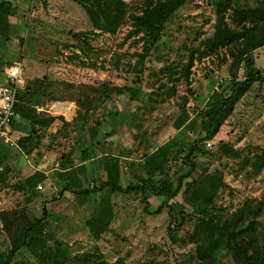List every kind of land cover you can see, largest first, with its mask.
<instances>
[{"label": "rangeland", "instance_id": "374dc122", "mask_svg": "<svg viewBox=\"0 0 264 264\" xmlns=\"http://www.w3.org/2000/svg\"><path fill=\"white\" fill-rule=\"evenodd\" d=\"M9 1L13 3L18 1V13L22 14L25 11L29 18H33L29 21L28 30L25 25L18 30L19 35L23 37L21 40L24 50L20 47L14 59L22 58L23 60V79L32 77L40 70L50 69L48 74L50 78L59 75L65 81H77L75 84L78 85L79 98L85 99L83 97L88 92L87 98H91L92 101L99 99L104 85H108L110 92L114 94L117 87L133 86L132 83L137 80V76L129 73L127 68L128 64L132 66L135 64V54L141 52V44H136L134 38L125 41L131 28L130 19L114 36L95 34L91 22L92 16L104 10L106 4L117 3L120 0ZM123 1L130 7L129 14L140 13L139 6L142 0ZM245 1L253 4L256 0ZM38 12H41L42 18L39 17ZM33 13L36 15L32 16ZM247 19L245 12L231 0H191L178 11L168 25L164 43L153 49L152 56L155 58L168 56L173 62L184 64L187 61L189 49L195 47L200 40L213 38L219 50L227 53L231 58V52L237 49L227 47L228 37L237 25L245 23ZM77 36H80L82 40H89L94 49L90 52L87 63L95 64L97 68L88 69L86 74L79 62L71 59L74 54H79L78 48L82 44ZM253 59L256 67L264 75V49L255 52ZM115 64L118 65L119 70H116ZM164 65L165 63L158 59L149 62L139 87L147 92H153L161 81L165 82V77L159 73ZM243 73L244 70H241L240 79ZM228 79V65L218 66L217 61L215 59L213 61L212 58L197 62L193 68L190 86L182 79L177 86L175 99L170 102V105H156V111H151L145 119L139 116L132 117L129 122L132 123L133 130L120 126L125 132L118 128L116 133H126L124 139L134 142L140 158L146 146L142 139L140 145L137 144L139 140L136 139V134L140 136L146 131L148 138L146 143L151 145L152 149L162 145L174 135L179 138L184 144V150L171 160L164 176L176 185L178 178L188 170L183 158L192 142L199 136L197 115L205 109L211 97L217 94L219 84ZM68 93L69 90L66 87L58 88L57 95L61 94L62 98ZM135 105V103L125 105L121 101L118 106L125 111ZM181 108L184 109L190 121L179 133L174 131V125L182 112ZM115 109L118 107L112 106L109 110L112 112ZM102 110L100 107L99 114ZM100 117L101 115H98V118ZM101 122L107 123V121ZM91 123L94 124L95 121H90ZM221 143L230 144L241 151V160L234 161L220 155L218 146ZM68 148H70L69 144L66 150ZM206 150L208 155L199 157L201 164L199 171L205 174L222 175L228 187L221 192L217 201L219 205L234 211L247 200L257 202L262 199L264 194V85H256L242 99L216 138L207 143ZM5 166L7 165L3 164L0 172ZM8 167L12 171L11 165ZM200 172L184 182L181 194L172 201L175 205V215H178L182 209L186 208L190 212L193 208L185 201V195L192 184L195 188H201ZM8 181L9 184L3 185L6 188L0 185V210L23 209L27 204L25 196L10 185V183L21 182L20 179L13 177ZM38 192V198L29 205L30 213L40 218L44 216V208H46L47 232L60 240L73 256L93 251L98 247L110 264L118 258H123L127 264H150L152 260L159 263L169 259H180L186 252L174 245L167 234L170 221L168 211L165 210L154 216L145 213L140 195L120 196L115 199L116 215L110 225V231L96 241L88 231L86 222L93 216L98 203L97 198L87 203V199H79L72 195H64L60 198L58 195L60 191L53 195H50L46 189ZM108 195L109 192H106L102 194V198H107ZM151 202L150 211L156 212L160 201L153 198ZM260 222L264 225V215ZM188 229L191 230V227H184L176 235L182 237L186 235ZM1 232L0 222V252L9 247L8 240ZM236 240L237 245H234L232 249L233 256L241 255L242 247L250 249L251 254L260 253L264 249V233L256 229L253 224L237 232ZM154 247H156L155 250ZM224 256L221 260L226 263L227 259H224ZM15 264L37 263L27 252H22Z\"/></svg>", "mask_w": 264, "mask_h": 264}, {"label": "trees", "instance_id": "16d2710c", "mask_svg": "<svg viewBox=\"0 0 264 264\" xmlns=\"http://www.w3.org/2000/svg\"><path fill=\"white\" fill-rule=\"evenodd\" d=\"M142 1L139 6V14H129V5L120 0L117 3L106 4L104 10L96 12L91 18L95 34L110 36L117 35L130 19L131 28L125 41L134 38L136 44H141V52L135 54L136 61L133 66L127 65L129 73L137 76V80L132 83L133 86L117 87L113 94L108 85H104L97 101L82 98L77 101L80 110L77 120L73 124L79 131L85 132L90 121H95L92 130L93 139L99 134L101 121H107L110 124L111 131L106 136L115 135L119 124L126 126L128 130H133V125L129 122L130 119L134 116L145 119L151 111H156L157 106L170 105L177 94L178 84L183 79L190 86L193 68L197 62L204 59L212 58L213 61L215 59L218 66L228 65L229 79L223 80L219 84L217 94L211 97L205 109L197 115L199 136L192 142L183 158L184 165L188 167V170L178 178L177 184L175 185L164 177L171 160L184 150V144L177 137H170L166 143L158 145L156 150H152L149 145H146L145 152L141 157L143 162L140 164L122 163L118 158L106 157V180L97 181L91 189L76 192L83 199H87V203L93 198L98 200L93 216L86 222V227L92 237L99 241L104 234L110 231V225L115 219L114 196L140 195L145 213L154 216L165 210L168 211L170 221L167 234L174 245L186 250L180 259H169L159 263L152 260L150 264H264V249L260 253L251 254L250 249L242 247L241 255H232L233 246L237 245V232L253 224L256 229H260V232L264 233V225L260 222L264 215V194L260 201L247 200L240 208L232 211L217 202L221 192L228 188L223 176L199 171L201 166L199 157L208 155L207 143L216 138L242 99L256 85H264V75L256 67L253 59L255 52L264 49V0H256L253 4L245 0H231L248 17L245 23L237 25L228 37L227 47L237 49V51L231 52L232 59L227 53H222L219 50L215 39L208 38L200 40L195 47L188 50L187 61L184 64L173 62L168 56L155 58L152 56V51L157 45L164 43L168 25L173 21L178 11L191 0ZM15 13L16 9L12 3L2 2L0 4V35L4 40H9L11 37L9 19L15 16ZM77 39L82 44L78 48L79 54H74L71 59L74 62L78 61L83 70L96 69L95 64L87 63L93 49L89 40H82L80 36H77ZM155 59L165 63L159 72L165 77V82L161 81L153 92H147L139 86L142 84L149 62ZM115 68L119 70L117 64H115ZM241 70H244V73L240 79ZM107 100L118 105L121 101L125 105L131 103L136 105L125 111L118 106L116 111L110 112L107 109ZM100 107L103 110L99 114ZM181 109L182 112L174 125V131H180L190 121L183 111L184 109ZM15 112L18 114L17 105ZM98 115L101 117L98 118ZM13 123L14 121L11 126ZM64 126L70 125L64 124ZM140 136L145 142L147 132L145 131ZM32 141L33 137L29 136L22 138L18 143L19 146L25 148L31 145ZM218 153L234 161L242 158V152L227 143L219 144ZM1 165L0 161V168ZM74 165L73 161L64 162L63 160L60 168L67 169ZM125 167L130 169L139 167L145 172L146 178L138 184H131L127 189H122L119 184ZM197 172L201 173L199 176L202 181L201 188H195L192 184L185 195V201L193 208L190 212L186 208L182 209L178 215H175V205L172 204V201L181 194L184 182L195 177ZM9 174L10 170L3 168V171L0 172V185H5L8 182ZM20 181L12 187L23 193L26 206L13 211L0 210L1 233L9 242V247L0 252V264H15L17 257L22 252H27L37 264H110L100 253L98 247L81 255H71L60 240L47 232L45 218L48 214L46 208H44V216L40 218L30 213L29 205L37 199L36 189L46 182L45 175L35 173ZM106 192H109V195L107 198H102V194ZM152 197L160 201L156 212L150 211L152 204L149 200ZM187 226H190L191 230H186V235L182 237L176 235ZM222 256L230 261L223 262ZM112 264H127V262L123 258H118Z\"/></svg>", "mask_w": 264, "mask_h": 264}, {"label": "crops", "instance_id": "0c3cea01", "mask_svg": "<svg viewBox=\"0 0 264 264\" xmlns=\"http://www.w3.org/2000/svg\"><path fill=\"white\" fill-rule=\"evenodd\" d=\"M2 2L12 3L16 13L9 19L10 39L4 40L0 35V84L6 83V71L9 67L17 62H23L22 58L20 60L14 59L20 47L24 50L21 40L23 37L19 35L18 30L24 25L28 30L29 21L33 19L32 17L29 18L25 11L22 14L18 13V1L13 3L9 0H0V4ZM35 15V13L32 14V16ZM38 15L40 18L43 16L41 12H38ZM49 70L43 69L28 79L24 78L25 85L18 91L17 95L18 114L11 126L10 133L15 145L8 146L4 142H0V161L4 165L6 164L5 168L9 170L8 166L11 165L12 171H10L9 178L15 177L24 180L35 173L45 175L46 182L37 187V192L46 189L50 195H53L60 191L58 194L60 198H63L64 195H72L83 199L76 192L91 189L97 181L106 180V157L118 158L122 163L135 162L140 164L143 161L137 155L138 150L137 146H134V142L130 139H124L126 133L119 134L117 132L115 135L106 136L111 131L109 123H102L95 139L92 138L93 123H89L85 132L79 131L77 126L73 124L77 120L80 110L77 103L80 99L77 93L78 85L75 84L77 81H65L59 75L50 78ZM88 71V69L85 70V74ZM60 84L63 86L61 87ZM63 87L69 90L64 98L61 97V94L57 95L58 88ZM86 94L83 98L88 99L89 93ZM106 104L108 110L112 106L118 107V104L110 103L108 100ZM64 124L70 126L65 127ZM120 126L123 127V125H118V128L122 130ZM182 130L183 128L179 133ZM29 136L33 137L31 145L25 148L19 146L18 141ZM136 139L139 140L137 141L139 145L142 137L138 136ZM146 142L148 143V138L145 141V146L147 145ZM67 144L70 148L66 150ZM149 147L152 148L151 145ZM156 149L157 147L152 150ZM63 160L64 162L73 161L75 165L71 168L61 169L59 166ZM145 178V172L139 167L135 169L125 167L119 185L122 189H127L131 184H138ZM10 185L15 184L10 183ZM120 196L124 195H115L114 200ZM153 198L149 200L151 204ZM155 199L157 200V198Z\"/></svg>", "mask_w": 264, "mask_h": 264}, {"label": "built area", "instance_id": "2783aa9c", "mask_svg": "<svg viewBox=\"0 0 264 264\" xmlns=\"http://www.w3.org/2000/svg\"><path fill=\"white\" fill-rule=\"evenodd\" d=\"M24 85L23 64L17 62L7 69L6 83L0 84V142L8 146L15 145L10 136L11 123L17 117V95Z\"/></svg>", "mask_w": 264, "mask_h": 264}]
</instances>
